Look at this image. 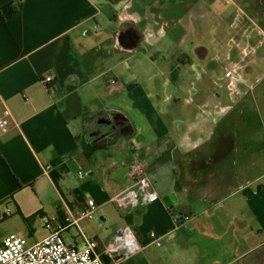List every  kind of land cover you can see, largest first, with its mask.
Instances as JSON below:
<instances>
[{
	"label": "crops",
	"instance_id": "1",
	"mask_svg": "<svg viewBox=\"0 0 264 264\" xmlns=\"http://www.w3.org/2000/svg\"><path fill=\"white\" fill-rule=\"evenodd\" d=\"M227 1L237 5L230 24L264 26L262 0ZM206 3L0 0L17 9L0 13V109L11 111L0 136V220L9 212L26 220L10 234L36 242L51 215L62 221L93 199L96 214L82 224L105 264H264V97L253 91L264 74L240 81L264 66V30L245 40L248 51L240 34L216 44L235 74L215 76L203 42L187 46L210 16ZM216 78L227 90L206 88ZM113 109L133 125L128 150L111 132L87 153L85 122ZM134 161L158 199L124 210L113 198L132 187ZM10 234L0 232V245Z\"/></svg>",
	"mask_w": 264,
	"mask_h": 264
},
{
	"label": "built area",
	"instance_id": "2",
	"mask_svg": "<svg viewBox=\"0 0 264 264\" xmlns=\"http://www.w3.org/2000/svg\"><path fill=\"white\" fill-rule=\"evenodd\" d=\"M224 74L226 77H231L235 74V71L229 67ZM52 80V76L44 78L45 82ZM10 116L11 111L9 108L0 109V136L9 131ZM129 174L133 180V185L129 190L115 196L113 198L115 203L126 210L132 207L144 206L158 199L156 192L149 193L147 191L149 179L144 176L139 161L132 163ZM78 175L84 177L83 167L79 169ZM96 211L95 201L88 199L86 203L79 205L74 211L68 213L62 221L57 214L51 215L45 223L48 233L36 242L30 243L20 233L10 234L0 245V264H105L102 256L97 251V240L86 234L82 224L83 220L92 219ZM173 217L174 219H180L183 216L179 213H173ZM71 228H75L76 235L81 237V245L75 241L68 242L63 236L64 231ZM149 235L155 237L156 233L150 231ZM117 240L128 242L131 241V238L129 236H119ZM156 243L160 244L158 240Z\"/></svg>",
	"mask_w": 264,
	"mask_h": 264
},
{
	"label": "rangeland",
	"instance_id": "3",
	"mask_svg": "<svg viewBox=\"0 0 264 264\" xmlns=\"http://www.w3.org/2000/svg\"><path fill=\"white\" fill-rule=\"evenodd\" d=\"M206 8H208L209 12H210V16H208L206 18V22L202 23L201 27H200V32L199 33H195L188 41H187V46L190 48V44L193 43L192 41H197L200 39V41L203 42V44L205 45L206 49L209 51H207L204 55H208L209 56V60L214 62L213 64H211L210 66L215 67L214 68V75H219L225 72V68H224V64L220 65V61L219 59L216 58V54L215 53H219V55L221 57H225L226 56V49L227 47H223L220 49L219 52H217V46L216 44H219L220 47L223 46L224 44L229 43L230 38L228 39V37H230L231 35H234L235 37H232V41L231 43L236 44L237 40H239L237 38L238 34H240V36L244 37L245 39L241 40L244 41V48H246V50L248 49V42L245 40H248V38L255 32L257 33V36H261L258 31L256 30L255 27V22L252 20V18H243L242 22H237L235 20V22L233 24H230V20L233 19L235 10L237 5L236 4H231L230 2H228L227 0H206ZM264 1V0H263ZM226 17V20L225 18ZM222 21H225V24L222 26ZM237 22V23H236ZM257 25H259L263 30H264V26L261 23H257ZM215 29H219V35L220 37V42L217 43L215 37H214V33H216ZM235 29V30H233ZM231 31V32H229ZM231 34V35H229ZM242 34V35H241ZM236 40V41H235ZM239 46H241V43H238ZM226 45V46H227ZM229 46V45H228ZM239 48V47H238ZM242 49V48H241ZM240 49V50H241ZM248 51V50H247ZM191 51H189L188 53L194 57V55L192 53H190ZM202 55V53H201ZM203 55V56H204ZM250 55V54H249ZM248 55V57H244V61L246 60V62L250 59V56ZM219 56V57H220ZM237 57V56H236ZM252 58V57H251ZM245 62V63H246ZM226 64V63H225ZM243 64V63H242ZM227 67V66H225ZM244 68V67H243ZM227 69V68H226ZM255 71V70H254ZM250 72V71H248ZM248 72L246 71L245 74H241L242 77L244 78L241 79L240 81L246 85H252L255 84L259 79L261 78L262 75L264 74V66H262L261 68H256V71L253 72V70L251 71L250 75L248 74ZM248 75V76H247ZM221 79H215L214 84H210V86L207 84L206 88L207 89H218V88H222V81H220ZM228 85V83H227ZM200 87H203L204 85L199 83ZM223 86H225L226 90H227V86L224 83ZM229 86V85H228ZM206 90V89H205ZM254 92L257 93V95L259 97H264V83H259L255 89L253 90ZM129 137L126 136H121L120 137V143L117 144L122 151H127L128 150V143H129ZM110 175V174H109ZM127 178V177H126ZM114 181H123V179L117 178V179H112ZM87 196V194H86ZM5 203V202H3ZM6 205V204H4ZM11 213L9 212V215L7 218H4L2 220H0V232L3 233H8L10 234L11 232H13L15 230V228L18 226L19 223H25L26 220L22 219L20 216H13L11 217ZM10 217V218H9ZM68 232H76L75 228H71V230L69 229L68 231H66L65 233H63V236L66 238L67 237V233ZM13 234V233H12Z\"/></svg>",
	"mask_w": 264,
	"mask_h": 264
},
{
	"label": "water",
	"instance_id": "4",
	"mask_svg": "<svg viewBox=\"0 0 264 264\" xmlns=\"http://www.w3.org/2000/svg\"><path fill=\"white\" fill-rule=\"evenodd\" d=\"M85 138L93 143L106 138L111 132H120L122 135H129L133 132V125L130 119L119 110H102L93 114L85 122ZM128 171L125 166L120 167L115 175H124Z\"/></svg>",
	"mask_w": 264,
	"mask_h": 264
},
{
	"label": "trees",
	"instance_id": "5",
	"mask_svg": "<svg viewBox=\"0 0 264 264\" xmlns=\"http://www.w3.org/2000/svg\"><path fill=\"white\" fill-rule=\"evenodd\" d=\"M17 12V9L12 6L11 4L3 6L0 8V13L3 16V18H8L13 16ZM110 134V133H109ZM98 142L89 144L85 138L82 139V146L87 150V153H89L88 148L92 149L95 145H97Z\"/></svg>",
	"mask_w": 264,
	"mask_h": 264
},
{
	"label": "flooded vegetation",
	"instance_id": "6",
	"mask_svg": "<svg viewBox=\"0 0 264 264\" xmlns=\"http://www.w3.org/2000/svg\"><path fill=\"white\" fill-rule=\"evenodd\" d=\"M263 1V0H262ZM264 2V1H263ZM255 27H256V30L259 32V30H258V25H255ZM263 30V29H262ZM260 32L262 33V31L260 30Z\"/></svg>",
	"mask_w": 264,
	"mask_h": 264
}]
</instances>
